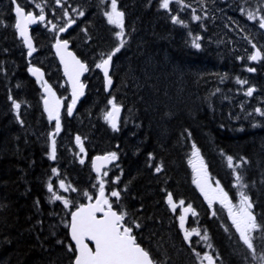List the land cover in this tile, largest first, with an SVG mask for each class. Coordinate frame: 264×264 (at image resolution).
<instances>
[{"label":"trees","instance_id":"obj_1","mask_svg":"<svg viewBox=\"0 0 264 264\" xmlns=\"http://www.w3.org/2000/svg\"><path fill=\"white\" fill-rule=\"evenodd\" d=\"M132 1L138 3L117 0L119 7L130 6L129 12L123 10L126 43L113 57V86L109 90L102 70L95 65L118 46L114 34L119 29L102 19L95 22L80 4L84 15L75 17L73 27L59 36L68 40L89 71L87 92L74 116L62 115L53 160L49 134L55 125L47 120L40 86L27 70L26 52L14 28L13 4L0 0V264H72L65 226L69 210L62 202H53L47 185L52 183L57 194L74 205L84 203L83 192L95 196L97 190L91 158L111 152L118 158L104 177L106 195L113 188L120 190L118 203L111 198L114 207L127 213V224L140 225L133 227V234L156 264L187 263L191 249L183 239L178 217L188 205L197 215L191 214L186 225H202L209 232L217 264H250L253 256L232 231L227 212L218 205L209 207L193 183L188 161L195 144L211 179L219 180L233 202H238L239 189L234 186L235 173L227 167V156H232L234 163L244 158L247 163L237 171L247 184L244 191L257 222L264 225V116L254 111L264 110V59L252 62L246 57L247 51L253 53L252 44L257 48L259 44L246 43L241 50L233 43L235 36L221 34L211 17L187 28L174 24L171 14L157 12L159 0L145 7L136 2L132 6ZM18 2L38 14L34 4ZM253 2L231 1L250 11ZM35 3L44 7L46 20L31 30L37 47L32 64L44 67L46 80L65 95L68 90L52 52L56 34L48 21L59 24L67 18L54 0ZM64 8L74 14L67 3ZM258 29L264 33L259 25ZM79 35L85 37L82 45L78 44ZM196 37H200L199 49L192 43ZM238 79L246 81L244 88L255 90L251 97L242 94ZM113 98L121 105L118 130L112 129L102 112ZM13 100L21 105L18 112ZM156 166L162 170L156 172ZM116 177L119 183L113 184ZM60 179L77 191L62 192ZM168 193L177 204L175 212L167 204ZM180 200L185 202L183 206ZM253 236L257 257L264 255V235L254 232ZM197 241L193 236V246Z\"/></svg>","mask_w":264,"mask_h":264},{"label":"snow or ice","instance_id":"obj_2","mask_svg":"<svg viewBox=\"0 0 264 264\" xmlns=\"http://www.w3.org/2000/svg\"><path fill=\"white\" fill-rule=\"evenodd\" d=\"M103 3V0H101ZM14 5V28L22 38L23 44L28 49V55L31 56L36 51L33 46L32 39L29 35V26L44 22L46 20L44 7L40 3H35V0H26L28 4H34L35 9H38V14L33 11H26L25 7L18 2V0H11ZM66 0H55V4L63 10V16L68 17L65 25L58 26L51 20L48 21L51 24V30L58 31L59 33L66 32L68 28H71L75 24V19L70 16L69 11L64 8ZM170 3H174L180 6V10L190 8V5L184 3L183 0H160L159 7L164 10H170ZM262 7L257 9L256 12H248L247 18L259 23V27L264 29V0H261ZM76 12V9H72ZM192 19L199 21L200 16L195 15V9H192ZM257 13H260L257 15ZM79 16H83L84 12L79 11ZM104 16L107 18L109 25L115 26L119 29L115 32V38L118 41V46L111 51L106 58H102L100 63H97L95 67L103 71V75L107 85L112 84V80L109 76V68L112 63L113 57L121 51L126 41L124 40V12L118 10L117 0H110V10L104 12ZM174 24H184V21L178 16L173 15L171 17ZM186 26V25H185ZM200 37H196L193 40V46L197 49L200 48V44L197 42ZM68 40L57 39L55 43L56 55L59 56L60 62L63 65L64 76L67 77L68 83L71 85V103L67 105L66 111L69 116L72 115L73 108L77 102V98L83 94L85 85L81 82V76L89 71L88 66L83 63L76 55L68 50ZM252 48L255 50L253 54L249 55L247 59L251 61H259L264 59V55L255 44H252ZM249 71L254 69L249 68ZM29 72L36 78L41 84L44 92L46 93L43 103L44 111L47 113L48 120L55 121V130L50 133L51 153L50 158L56 159L57 145L55 137L61 131V108L64 106L63 100L59 98L52 86L44 80V73L38 67H29ZM237 83L244 85L246 81L237 80ZM255 90L251 87L245 92L246 96L251 97ZM14 108L20 109L21 105L15 100L12 101ZM111 108L104 115V119L111 125L113 130H118V122L121 112V105H119L115 98L108 101ZM257 114L264 116V110L256 108L254 110ZM19 118V117H18ZM22 123V121H21ZM76 143L80 146L81 153L85 151L81 138L76 137ZM191 158L188 163L191 165L192 172L194 174L193 183L203 194L204 199L208 202L209 207L214 203H219L223 209H227L228 218L231 221V226L234 227L235 232L238 234V238L246 246V249L253 256L254 259H258L260 264H264V255L257 257L256 249L254 246L253 233H261L264 235V225L257 222L256 216L253 213V204L250 197L244 191L247 188V184L244 183L243 176L237 170L242 168L247 161L244 158H240L239 163H234L232 156H227V167L232 169L235 173V187L239 189L238 203H233V200L229 196V192L226 191L220 184L219 180L213 181L210 174L207 171V166L204 163L203 158L200 155L199 149L195 144L192 145ZM117 154L111 152L105 155L96 156L91 161L92 169L97 174V184L93 185L94 188L98 187V194L95 196L89 192H83V196L88 201L87 203L73 204V201L66 198L62 194H57L54 190L52 183L47 185V190L51 194L53 202H62L63 207L68 209V216L70 219L66 223V227L69 229L70 238L73 243L69 244L68 251L73 254L72 264H156L151 253L142 247L138 242L136 236L133 234V227L139 228L140 225L133 222L132 225L126 223L127 213L124 211H118L114 207L113 200L118 203L120 200V190L113 188L106 195V183L104 177L108 176V171L105 166L117 159ZM85 161L80 160L83 164ZM161 166H156L155 171L160 172ZM54 175H59L56 168H52ZM119 177H116L112 183H119ZM59 189L62 192L67 193L69 191L76 192L77 189L71 185H66L63 179L59 180ZM184 201L180 200L179 205L183 206ZM167 204L175 212L177 204L173 201L171 193L167 194ZM191 212L192 216H196L197 213L192 209L191 205L183 207L182 214L179 215V227L183 230V239L189 244L194 255L201 261H207V264H215V260L212 255L207 252L201 254L193 247L191 237H199L200 241L207 242L208 235L205 231L201 234L198 228H192L188 230L185 228V222L187 214ZM214 216L216 212L212 213ZM227 230V229H226ZM199 241H197L198 243ZM209 248L211 244L207 245Z\"/></svg>","mask_w":264,"mask_h":264},{"label":"rangeland","instance_id":"obj_3","mask_svg":"<svg viewBox=\"0 0 264 264\" xmlns=\"http://www.w3.org/2000/svg\"><path fill=\"white\" fill-rule=\"evenodd\" d=\"M76 1L80 2L82 4V6H84L83 9H85V10L88 9L90 11V13H91L90 15H91V17H94V21L95 22H99L100 19H102L103 21H107V18L104 16V12L110 10V0H103V3L101 2V0H90L89 3H88V0H76ZM137 1H138V3L136 1H132V6L134 5L133 2H136L138 5H141V7L143 5H144L143 7H145L146 4H148L152 0H137ZM231 1L232 0H183L184 3H187V4L190 5V8H187V9H184L183 11H181L179 5L174 4V3H170V10H164V9H161L159 7L160 9L158 8L157 12L160 11V13H161V11H164L163 15H166L165 12L171 14L172 16L173 15H178L184 21L183 25H181V24H178V25H181V26L187 27V28H194L199 23H201L203 19H205V18L209 19L208 17H211L213 19V23L218 27L219 32L221 34L223 32L226 36H228L230 38H231V35L235 36V40H233L234 41L233 43L239 49L242 50L246 43L256 42V44H259V47H261V49L259 47L258 48L264 54V51H263V49H264V33L258 29L259 23L257 21L249 20L247 18V13L248 12H256L257 9L262 7L261 0L260 1L254 0V2L251 5V8H252L251 11L249 10L248 7L245 8V7H242V6H235V5H233L231 3ZM66 3L72 9L74 8V9L77 10L76 12L72 11L74 14L73 15L70 14V16L73 19L75 17H80L78 15V12L82 11V7L80 6V4L75 3L74 0H70V1L66 0ZM159 4H160V0H159ZM123 5L124 6H121V7L118 6V10L123 11L126 8L127 12H129L127 7H129L130 5H126V4H123ZM29 8H30V11L34 12L32 7H29ZM192 9H195V15H198V16L201 17V19L199 21H194L192 19V15H193ZM245 10H246V13L244 14ZM95 14H97V15L94 16ZM259 14L260 13H257V15H259ZM125 17L126 16L124 14V23H125ZM66 18L68 19V17H66ZM65 23H59V24L56 23V24L58 26H62V25H65ZM210 23H211V21H210ZM84 31H86V30H84ZM124 31H126V28H124ZM54 32L56 34L55 39L56 40L59 39V36H60L61 33H59L58 31H54ZM82 36L83 35H81V36L79 35V38H80L81 42L78 41V44H81V45H82V43H84L83 38H85V37H82ZM35 48L37 49L36 46H35ZM43 51H45V50H43ZM247 54L249 56L252 53H251V51H247ZM40 56L44 57L45 54H43V52H41ZM248 56H246V57H248ZM103 58H106V56L103 57ZM32 59L29 61V65H32L33 67H38V66H35V65L32 64ZM100 62H101V60L98 63H100ZM43 64H47L50 67L48 62H46V63L43 62ZM38 68L41 69V71L44 73V76H45L46 72H44V70H45V69H43L44 67L43 68L38 67ZM249 68H254V67H248L247 69H249ZM27 70H28V66H27ZM250 72H252V71H250ZM62 79H63V77H62ZM45 80H46V76H45ZM53 81H54V76H53ZM62 83L65 85L64 79H63ZM48 84H50V83L48 82ZM245 85L246 84L241 85L242 86V89H241L242 94H245V92L247 91L246 90L247 88H244ZM52 88L54 89L53 86H52ZM54 90H55L57 96L63 100V104H64V101H65L66 106L70 104V100H69V97L67 95L68 91H67V93L65 92V95H64V93L62 91H60L58 93L56 89H54ZM41 91H42V89H41ZM41 101H42V96H41ZM41 105H42V102H41ZM110 108H111V105H109V104L107 105V107L104 106L102 108L103 114L105 115V113L107 111H109ZM104 115H103V118H104ZM76 121L79 122V119H76ZM96 182H97V178L93 181V185H96ZM97 193H98V187H97V190H96V194ZM233 203H238V202H237V200H235ZM214 205H218L219 207H221L219 205V203L217 202V203H214L211 206V208ZM224 210L227 212V209H224ZM182 212H183V208L180 210V214H182ZM190 215H191V212H189L187 214L186 220H187V218H190ZM229 222H230V225H231L230 219H229ZM185 225H186V222H185ZM186 227H187V225L185 226V228ZM197 227L198 226L195 225V226H192V227H187V229L191 230L192 228H197ZM198 229L201 231V234L203 235L204 232H205V230H203L204 227L202 225H199ZM231 229H232L233 232H235L234 227H232ZM182 233H183V230H182ZM208 233L209 232H207V235H208V241L207 242L200 241L199 237H198V241L199 242H198L197 245H195L193 247H195L196 251L200 252L201 254H203L205 252L203 249H206V252L213 256V258L215 260V264H217V255L215 253H212L211 248H209L207 246L208 244H211V240H210V237H209ZM235 234L238 237V234L236 232H235ZM191 240H192V237H191ZM189 252L190 253H189L188 257H187L188 261H187L186 264H201V261L194 255L192 250H189ZM218 255H220V254H218ZM256 263H260V261L258 259L252 258L251 261H250V264H256ZM203 264H207V261L206 260L203 261Z\"/></svg>","mask_w":264,"mask_h":264},{"label":"water","instance_id":"obj_4","mask_svg":"<svg viewBox=\"0 0 264 264\" xmlns=\"http://www.w3.org/2000/svg\"><path fill=\"white\" fill-rule=\"evenodd\" d=\"M13 16H14V5H13ZM14 22H15V17H14ZM37 24H38V23H37ZM37 24H34V25H30V26H29V35H30L31 39H32V36H31V30H32L33 28H35V27L37 26ZM69 29H70V28H68V30H69ZM68 30H67V31H68ZM67 31H66V32H67ZM66 32H63V33H66ZM16 33H17V36L19 37V39L22 41V38L19 36V34H18L17 31H16ZM32 42H33V39H32ZM22 43H23V41H22ZM55 43H56V41H55ZM55 43L53 44V47H52L53 55H54V57H55V59H56V61H57V64H58L59 68H60V72H61V75H62V77H63V79H64V83H65V85L67 86V89H68V97H69V100H70V103H71V85L68 83L67 77L64 76L63 65H62L61 62H60V58H59V56L56 55ZM23 46H24V48H25V50H26V58H27V59L32 58V57L36 54L37 51L33 52L32 55L29 56V55H28V49H27V47H26L24 44H23ZM33 46L35 47L34 42H33ZM35 49H36V48H35ZM68 50L71 51V52H73V53L76 55V53L70 48V43L68 44ZM254 51H255V50H253V52H254ZM252 54H253V53H252ZM76 57H77L78 59H80L77 55H76ZM80 60H81V59H80ZM260 60H261V59H260ZM81 61H82V60H81ZM82 62H83V61H82ZM252 62H256V61H252ZM83 63H84V62H83ZM85 64H86V63H85ZM29 67H33V66H32V65H29ZM110 68H111V65H110ZM110 68H109V76H110ZM29 74H30V76L32 77V79H33L37 84H40V83L36 80V78L32 75L31 72H29ZM87 74H88V72H85V73L81 76V78H80V79H81V82H82L83 84H84L83 79H84V77H85ZM102 77H103V80H104L105 87H106L107 89H111L112 84H113V81H112V84H111L110 86L107 85V84H106L105 77H104V75H103V71H102ZM34 78H35V79H34ZM43 78H44V80H45V76H44ZM110 78H111V77H110ZM111 80H112V79H111ZM45 81H46V80H45ZM84 85H85V84H84ZM52 89H53V88H52ZM53 91H55V90L53 89ZM85 92H86V85H85V87H84V89H83V94L80 95V96L77 98V102H76V104H75V106H74V108H73L72 115L69 116V115L67 114L68 118H72V116L74 115L77 106H78L79 103H81L82 100L85 98V95H86ZM42 95H43L42 105H43V109H44V103H43V100H44V97H45L46 93L44 92L43 88H42ZM62 111H63V107L61 108V112H60L61 117H62ZM44 112H45V111H44ZM45 114H46V116H47V113H46V112H45ZM120 115H121V114H120ZM47 119H48V118H47ZM119 119H120V117H119ZM48 121H49V120H48ZM51 123H53V124L55 125V121H51ZM101 155H105V154H99V155H96V156H101ZM96 156H93L92 160H93ZM92 160H91V161H92ZM110 165H111V163L108 164V165H106V166H105V169L109 168ZM105 169H102V172H103ZM91 170H92V172H93L94 174H96L95 171L92 169V166H91ZM96 175H97V174H96ZM87 202H88V201H86L85 203H87ZM69 219H70V217H69ZM68 235H69L70 243H73V242L71 241V238H70V232H69V229H68Z\"/></svg>","mask_w":264,"mask_h":264},{"label":"flooded vegetation","instance_id":"obj_5","mask_svg":"<svg viewBox=\"0 0 264 264\" xmlns=\"http://www.w3.org/2000/svg\"><path fill=\"white\" fill-rule=\"evenodd\" d=\"M55 1V0H54ZM70 1V0H69ZM74 2L75 3H77V4H81L80 2H78V1H76V0H74ZM90 2V0H88V3ZM64 5L66 6V4L64 3ZM57 6V5H56ZM57 7H59V6H57ZM103 154H108V153H103ZM93 158V157H92ZM92 158H91V160H92ZM112 163L113 162H111V165H112ZM90 168H91V162H90ZM94 174V173H93ZM206 231V230H205ZM207 232V231H206ZM205 252H206V249H203Z\"/></svg>","mask_w":264,"mask_h":264},{"label":"bare ground","instance_id":"obj_6","mask_svg":"<svg viewBox=\"0 0 264 264\" xmlns=\"http://www.w3.org/2000/svg\"><path fill=\"white\" fill-rule=\"evenodd\" d=\"M263 60V59H262ZM259 61H261V60H259ZM259 61H256V62H259ZM97 155H99V154H97ZM96 156V155H95Z\"/></svg>","mask_w":264,"mask_h":264}]
</instances>
